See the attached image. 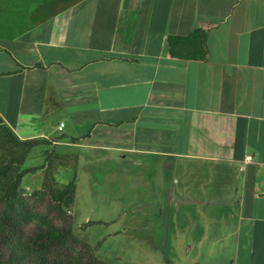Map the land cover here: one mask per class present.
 <instances>
[{
  "label": "crops",
  "instance_id": "1",
  "mask_svg": "<svg viewBox=\"0 0 264 264\" xmlns=\"http://www.w3.org/2000/svg\"><path fill=\"white\" fill-rule=\"evenodd\" d=\"M197 28L205 58L171 56L168 35ZM0 117L51 141L37 165L74 157L76 192L89 169L137 164L175 206L225 208L217 260L194 264H264V0H0Z\"/></svg>",
  "mask_w": 264,
  "mask_h": 264
},
{
  "label": "rangeland",
  "instance_id": "2",
  "mask_svg": "<svg viewBox=\"0 0 264 264\" xmlns=\"http://www.w3.org/2000/svg\"><path fill=\"white\" fill-rule=\"evenodd\" d=\"M1 140L4 142H1L3 147L0 152L5 159L13 157L17 163L20 162L16 169L27 168L22 164L26 148L8 144L9 135L2 129ZM30 152L28 155L31 156L27 155L26 164H31L28 167L39 166L36 162L41 155ZM55 152L54 149L43 151L46 156L41 169L45 171L47 166L46 169H50L52 173V169H55L58 182L64 183V177L70 174L73 176L77 170L87 172L86 169L68 168L64 164L74 163L75 158ZM143 166L131 165L130 169L122 170L123 172L117 169H89L90 180L79 179L73 206L67 210V213H72L73 216L72 226L75 235L92 247L97 258L109 264H194L195 260L203 263L208 257L210 260H217L216 250L220 243L213 240L222 232L223 228L218 230L219 222L223 223L227 218V210L222 207L223 210L215 213L202 204L188 203L186 197L185 204L189 206L185 205L184 209L175 206L171 199L172 189L171 191L168 189L171 187L163 180H157L154 184L149 169ZM43 175L44 172L35 171L28 173L21 181L19 190L24 202L31 193L41 190ZM157 176H161L160 173ZM193 177L190 174L183 177L185 193L189 194L191 199L201 198L197 197L196 190L187 186V183L193 182ZM209 177L206 176V181L202 183H211L214 178L210 177L207 181ZM133 178L136 181L132 182ZM217 180L221 184L224 182L219 178ZM203 195L208 199L213 192L204 191ZM168 203L172 204L173 210H179L175 212L172 220L166 216ZM43 204L42 208L46 211L48 209L45 207L46 201ZM154 205H159L158 209H162L161 216L153 217L151 212ZM185 209L191 214L184 212L181 215V210ZM53 211L50 209V216L57 221L59 216L56 218ZM212 241L214 244H210ZM192 244L194 246L190 248Z\"/></svg>",
  "mask_w": 264,
  "mask_h": 264
},
{
  "label": "trees",
  "instance_id": "3",
  "mask_svg": "<svg viewBox=\"0 0 264 264\" xmlns=\"http://www.w3.org/2000/svg\"><path fill=\"white\" fill-rule=\"evenodd\" d=\"M167 42L171 56L205 58L206 32L202 29L187 35H168ZM0 129L9 135L8 144L26 148L22 164L31 149L51 144L45 138L19 139L1 117ZM19 163L13 157L6 160L0 152V264H109L97 258L92 247L74 233L73 216L67 210L75 200V174L60 183L55 169L52 173L45 166L41 190L31 193L24 202L19 190L22 178L43 165L16 169ZM50 209L56 218L59 216L57 221L50 216Z\"/></svg>",
  "mask_w": 264,
  "mask_h": 264
},
{
  "label": "built area",
  "instance_id": "4",
  "mask_svg": "<svg viewBox=\"0 0 264 264\" xmlns=\"http://www.w3.org/2000/svg\"><path fill=\"white\" fill-rule=\"evenodd\" d=\"M62 126H63V124L61 123V124H60V126H59L58 128H59V129H61V128H62Z\"/></svg>",
  "mask_w": 264,
  "mask_h": 264
}]
</instances>
